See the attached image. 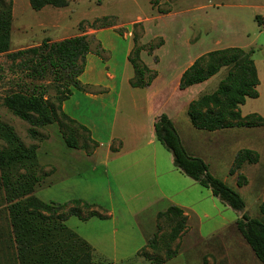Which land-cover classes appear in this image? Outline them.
Wrapping results in <instances>:
<instances>
[{
	"label": "rangeland",
	"instance_id": "rangeland-1",
	"mask_svg": "<svg viewBox=\"0 0 264 264\" xmlns=\"http://www.w3.org/2000/svg\"><path fill=\"white\" fill-rule=\"evenodd\" d=\"M5 2L11 5L13 22L10 51L0 55V158H5L0 159V236L12 235L6 179L15 180L14 169L22 163L9 162L6 158L19 155L17 150L20 146L24 150L36 151V164L40 168V182L24 199L48 206L43 208L46 216H63L68 229L96 249L93 264H152L142 255L143 248L178 249L183 246L185 235L184 248L187 251L209 249V246L223 250L238 249L245 253L231 252L230 257H237L241 264H261L235 224L245 213L264 222L260 212L264 203V127L240 137L200 131L193 127L188 108L191 99L206 87L181 92L184 90H176L172 83L187 63L197 56L229 46L249 48L255 52L253 58L262 84L258 90L259 98L247 100L242 113L264 117V30L258 29L255 22V16L264 13V0H70L66 8L46 7L38 12L31 8L29 0ZM105 25L113 27L104 28L99 38L109 50L103 48L98 37L85 38L90 51H96L98 43L105 51V60L100 57L98 71L107 72V64L114 61L115 74H131L133 69L130 64L126 67L127 58L130 48H135L137 38L136 46L142 47L144 52L142 62L158 69L161 75L159 83L170 85L156 101L158 106L169 100L164 108L171 114L187 153L203 159L213 176L239 193L246 204L243 212L233 211L215 198L209 189L178 173L170 160L172 154L161 144L157 145L159 163L175 173L169 180L157 177V183L152 175V159H146L147 156L152 158L155 152L153 146H148L151 120L143 108L126 110V103L121 109L117 134L121 135L125 126V132L142 140L135 150L136 146L129 143L126 136L125 155L114 161V157L108 158L107 140L95 146L89 141V135L76 124L61 118L51 125L33 128L4 106L5 98L23 94L37 95L57 109L61 94L76 90L72 85L77 80L82 62L71 67L67 58L51 59L49 54L43 55L42 52L24 56L18 53L37 48L43 42L52 46L64 40L84 37L94 28L102 30L100 28ZM114 27L116 31L112 29ZM161 44L163 46L159 49L150 52V47ZM227 72L228 69H223L219 76L226 77ZM149 76H146V81ZM217 80L214 79V85L209 86L204 94L214 93ZM105 103L108 110L104 128L108 130L115 109ZM31 130L36 135L32 136ZM193 134L200 138L197 140ZM65 136L75 141L79 148L68 147ZM101 144L104 147L98 151L99 157H94ZM118 147L121 144L116 141L111 152L114 153ZM248 149L255 150L258 163H246L236 175H232L231 170L239 155L236 154L239 150ZM160 152L167 159L163 160ZM239 174L247 178V185L242 188L237 185ZM159 187L171 192L176 200L187 203L188 231L174 243H168L166 238L178 221L176 216L164 215L160 220L158 217L174 206L171 199L160 200L153 206L148 203L153 200V195L159 196ZM179 191H187V201L178 195ZM135 196L139 197L138 201ZM76 200L90 204L91 211L104 219L93 217L82 221L78 217L69 218L68 210L74 207L72 202ZM62 206L66 209L62 210ZM80 209L84 217L88 216V210ZM247 256L249 259H245ZM190 260L197 261L196 264L204 261L201 252L189 255L187 261ZM0 264L8 262L0 257Z\"/></svg>",
	"mask_w": 264,
	"mask_h": 264
},
{
	"label": "trees",
	"instance_id": "trees-1",
	"mask_svg": "<svg viewBox=\"0 0 264 264\" xmlns=\"http://www.w3.org/2000/svg\"><path fill=\"white\" fill-rule=\"evenodd\" d=\"M29 3L31 8L38 12L46 7L66 8L69 6L70 0H29ZM256 21L259 25H264V18L258 16ZM12 22L11 5L6 4L5 0H0V55L10 51ZM106 27L113 26L105 25L100 29ZM94 30L96 29L94 28ZM86 37L88 36L64 40L52 46L43 42L37 48L20 51L18 54L24 56L42 52L43 55L49 54L51 59L67 58L71 67H77L81 61L82 68L72 86L76 90L86 92L90 88L83 86L79 79L85 71L87 55L95 53L105 60V51L101 44H97L96 51H90L89 45L85 41ZM94 40L96 39L94 38ZM137 41L135 38V48L129 56V62L135 71L131 86L147 88L157 76L142 62L143 48L136 46ZM161 46L163 44L158 47H150V52ZM253 55V51H245L241 48L217 50L203 55L184 72L180 80V90H187L195 85L203 84L217 76L223 69H228L226 77L220 82L214 93L203 95L190 103L188 116L193 127L210 133L234 128L264 127V117L258 114L243 117L241 111L247 100L259 98L260 79ZM51 62L53 66L56 65L52 60ZM147 75L150 76L146 81ZM72 94L73 92L68 90L61 94L57 109L37 95L23 94H14L5 98L4 106L33 128L51 125L61 118L71 124H76L89 135V141L97 146L91 139L90 131L69 118L63 111V103ZM154 127L158 142L172 154L174 165L181 173L201 187L209 189L215 198L233 211L243 212L245 210L246 204L239 193L213 176L210 173L209 165L204 160L192 157L187 153L177 128L167 115L163 114L158 117ZM31 131L32 136L36 135L34 130ZM65 139L68 147L79 148L75 141L66 138V136ZM18 149L19 155H11L6 158L9 162L18 161L22 164L19 168L14 169L16 170L13 177L15 180L6 179L12 235L9 234L8 237L6 235L5 238L0 236V257L5 258L8 264H93L92 246L68 229L64 224L66 219L63 216H46L43 208L47 209L48 206L36 200L24 199L33 192L34 187L40 182L38 175L40 168L36 164L37 154L34 149L24 150L20 146ZM22 150L24 151L22 152ZM254 155L255 153L251 150L240 152L234 162L231 174L236 175L237 171H240L246 163L257 164L259 157ZM0 159L5 158L1 157ZM19 170L23 171L19 173ZM237 185L239 188L246 186L247 178L239 174ZM34 203L39 206H34L36 205ZM72 204L74 207L68 210L69 218L78 217L82 221H88L93 217L104 219L97 212L91 211L92 206L82 200L73 201ZM66 206H62L61 209L65 210ZM80 207L89 211L88 216L82 215ZM260 212L264 216V203L260 207ZM164 215H174L178 220L166 238L168 243H174L186 232L188 218L181 209L176 207L169 208L166 213H160L159 220ZM236 226L257 259L261 264H264V222L250 218L245 213L236 222ZM158 229L160 230V227Z\"/></svg>",
	"mask_w": 264,
	"mask_h": 264
},
{
	"label": "crops",
	"instance_id": "crops-1",
	"mask_svg": "<svg viewBox=\"0 0 264 264\" xmlns=\"http://www.w3.org/2000/svg\"><path fill=\"white\" fill-rule=\"evenodd\" d=\"M258 16H260L261 18H264V13L258 14L255 16V22L256 23H258L256 21V17H258ZM112 29H114L116 31L115 27ZM258 29H261V31H263L264 25H259V23H258ZM104 31L105 30H103V29L102 30H95V31L93 30L92 32H89V33L84 34V35L85 36L98 37V40L101 42L103 48L109 50L104 45L102 38H99L100 34H102V32H104ZM228 48H241V47L229 46L225 49H228ZM241 49H244L245 51H253V50H250L249 48H241ZM220 50H222V49H220ZM131 51H132V49L130 48L129 53H128V58H127L128 59V64L126 65L127 68L129 67V64L132 67L131 63L129 62V56H130ZM111 52H113V51H111ZM143 53L144 52L141 53V60H142V54ZM254 54H255V52H254ZM202 55H204V54H202ZM202 55H200V56H202ZM200 56H197V57L193 58L191 61H189V63H187V67L183 68L178 73L174 82L172 83L175 85L176 90L178 89L179 91H181L179 88V85H180V80H181L182 75L184 74V72L188 68H190L194 64V62ZM86 60H87V62H86L85 71L81 75L79 80L83 86H87L90 89L86 92L80 91V90H74L72 96L67 101H65L63 103L64 113L69 118H71L72 120H74L77 123H79L80 125L86 127L90 131L91 139L96 144L99 145L102 142V140H107L105 146H107L109 149V150H107V153L109 156L108 158L111 159V157H114V159H115L114 161H118L119 159L122 158L123 155H125L124 150H125L126 145H127V137H128V142L133 143L134 144L133 146H136V147H134L135 150L137 148V145L140 144L139 143L140 140H142L137 135H132V133L125 132V129H124L125 126H123L124 128H122L123 131H121V135L117 134V126H118V122H119V115L121 113V109H123V107L125 106L126 103H128L126 110H129V108H135V109H138V108L142 109L143 108V110H145L146 115L148 117H150V120H151V127H150L151 133H150V140H149L148 146L154 147L155 155L152 153V158H150V156H147L146 159H148V158L152 159V166H151L152 171H153L152 175L158 184H159V181H158L159 178H162V179L166 178V180H169V178L171 177L173 179L174 178L173 173H175V172L173 170H169V169L166 170L164 168V165L161 166V163H159L160 160L158 158V151H160V150H158L157 145L160 143L158 142V140L156 138L155 127H154L158 117H160L163 114L167 115L176 127V124H175L171 114L168 111H166V109L164 108V107H166V104L168 103L169 100L168 99L165 100V102H163V104L161 106H158V103L156 102L159 99V97L164 93V91H166V89H168V87L170 85L166 84V83H163V84L159 83L160 79H161V75L159 74L158 69L155 67H148L146 65L150 70L157 72L158 75H157L156 79L147 88H133L131 86V80L135 77V71H134L133 67H132L133 72H131V74H129L128 76L117 75V74H115L116 69L114 67V61L113 60H112L113 62H110L107 64V70H108L107 72L98 71V64L101 62V59L95 53H89L87 55ZM255 64H256V62H255ZM256 67H258L257 64H256ZM219 74L217 76L213 77L211 80H209L203 84H200L202 86L195 85V86L190 87L187 90H184L181 92H190L193 89H196L199 87H201V88L206 87L205 88L206 90L200 92L196 97L191 99L192 101L197 100L199 97L206 95L204 93L207 91V88L209 86L214 85L213 84L214 79H216V78L219 79V80H217V84L219 86L220 82L225 78V76L220 77ZM258 74H259V79H260L259 71H258ZM261 84H262V80L260 79V85L258 87V90L261 87ZM218 86H217V88H218ZM217 88H216V90H217ZM208 94H210V93H208ZM137 97H139L141 100H138ZM105 102H108L109 106H112L115 109L114 118H113V121L111 123V127L108 130L106 128H104V126L106 125L104 123V121H105L107 110H108L107 109L108 105ZM143 102L145 105H142ZM242 108H241V111H242ZM242 116L246 117L245 115H243V113H242ZM131 127L133 128V126H131ZM254 129H257V128H252V129H250V128H234V129H228V130H223V131H219V132H214L212 134L226 133V136L235 135L236 137H238V136L240 137L242 135L244 136V134H246V133H250ZM178 133H179V131H178ZM179 135H180V133H179ZM193 135L195 136L194 138H197V140H198V138H200V136H198L196 134H193ZM180 137H181V135H180ZM181 140H182V137H181ZM116 141H118L121 144V147H118L117 150H115V152L113 153V152H111L112 146ZM182 143H183V140H182ZM183 145H184V143H183ZM243 146H245V144ZM103 147H104V145L101 144L100 148H98L97 151L95 152L94 157H96V156L99 157L98 151H100V149ZM184 147H185V145H184ZM185 149L187 150L186 147H185ZM248 150L255 152V150H253V149H248ZM240 151L241 150H239V152ZM239 152L236 155H238ZM162 153L163 152H160L162 159L163 160L167 159L166 156H164ZM190 156H191V154H190ZM192 157H194V156H192ZM141 158L143 160L145 159L144 157H141ZM197 158H199V157H197ZM170 160H172V164L174 165L173 156ZM109 163L110 162H108L105 166L108 167L107 165H109ZM137 165H139V164L137 163ZM174 167H175V165H174ZM177 171H178V173L180 172L179 170H177ZM181 174L184 175L183 173H181ZM157 177H158V179H157ZM185 177L187 178V176H185ZM192 183L197 184L196 182H192ZM159 189H160L159 190V196L153 195V200L151 202L148 201L149 205L153 206L158 201L163 200V199H171L172 204H174V206H171V207H176V208L181 209L184 212L185 216L187 218H189L187 215L188 214L187 213V203L176 200L173 197L171 192L167 193L165 191V189H163L161 187H159ZM178 195L183 196L185 199L184 201H187V191H179ZM138 198H139L138 196L134 197V199L136 201H138ZM186 231H188V228ZM185 233L183 235H185ZM186 238H187V235H185L183 238V246L181 248H178V249H158V248L148 249V248H143L141 250L142 251L141 253L152 264H196L197 261H193V262H191V260L187 261V257L189 255H193V254L199 253V252L202 253V256L204 259V261L200 264H241L242 263V261L238 260L237 257H235V256L233 258L230 257L231 252L236 253V251H238L239 253H245V252L240 251L238 249L237 250H223L220 248H212L211 246H209V249L187 251V249L184 248V243L186 241ZM211 240H213V239H211ZM211 240H209V241H211ZM209 241H207V242L210 243ZM251 251H252V249H251ZM95 252H96V249L93 248V256L95 255ZM252 253H254V252L252 251ZM154 256H158L160 258H156L154 260L150 258V257H154ZM161 256H162V258H161ZM254 256H255V254H254ZM245 259H249V257L247 256ZM255 259H257V257ZM253 260H254V258L251 259V261H253Z\"/></svg>",
	"mask_w": 264,
	"mask_h": 264
}]
</instances>
